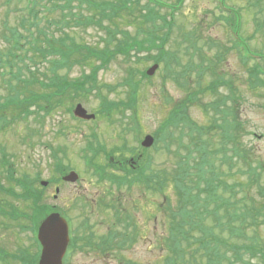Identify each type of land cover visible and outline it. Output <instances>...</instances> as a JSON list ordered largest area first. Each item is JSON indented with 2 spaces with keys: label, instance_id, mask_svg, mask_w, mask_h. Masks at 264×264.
I'll return each instance as SVG.
<instances>
[{
  "label": "trees",
  "instance_id": "1",
  "mask_svg": "<svg viewBox=\"0 0 264 264\" xmlns=\"http://www.w3.org/2000/svg\"><path fill=\"white\" fill-rule=\"evenodd\" d=\"M185 1L178 0V4L181 6ZM76 2L81 5L86 3L98 10L99 18L91 19L100 22L112 20L114 17L121 18L119 15L122 11L142 9L139 0H67V5L61 9L69 15L63 16L64 21L57 22L58 32L61 34L57 37L50 31L49 25L47 28L40 27L41 23L35 17L40 11L35 12L29 28V21L26 20L22 21L20 26L7 27L6 24V34H2V37L9 44V48L0 51V77L3 83H7L10 94L5 104H2L4 102L0 98V111L3 113L7 106H14L17 114L22 111L29 112L28 107H35L36 112L47 113L48 109H52L55 99L70 96L76 98L87 93L92 95V90L87 88L90 86L94 93L98 94L101 113L109 119H112V113L116 111L123 119L127 117V111L134 112L124 132L135 133V139H138L141 127L139 120L136 121L135 112L138 94V84L134 82L136 72L128 67L125 84L130 90L129 97L127 102L120 103L101 96L97 75L119 56L126 58L123 61L126 64L130 57L140 53L157 52L155 55L149 54V59L163 64L165 77L178 82L180 88L186 92V98L183 102L174 104L156 134V147L157 144L163 143L165 151L174 155L175 168L170 170L163 166L156 169L152 158L144 156L139 159L137 168L132 169L131 159L122 156L121 175L110 173L106 168L95 165L97 175L117 185L119 191L124 188L130 192L134 188L139 189L141 195L138 205L149 218L154 217L152 208H158L163 225H168V233L160 246L164 253L161 261L163 264H264V244L259 238L252 236V229L255 231L264 226V187L259 180L264 169L254 167L250 149L242 141L245 123L241 113H238L237 106L243 97L239 94L234 80L228 79L220 69L229 51L237 52L243 65L252 64L258 59L263 65L253 64L251 71L249 70L247 86L251 92L264 86V52L251 50L248 44L251 39L242 37L241 9L229 7L226 0H222V15L219 20L223 21L235 37L229 50L221 52L223 47L220 43L205 38L202 34L200 38L207 43L208 50H204L199 45V40L194 39L191 42L193 58L184 65L186 55H180L179 51L172 48L168 49L172 37L165 28L170 30L177 24L175 11L168 4L152 0L153 5L149 3L143 6L140 18L146 28L139 29L135 34L118 29L116 33L113 28H107L108 38L102 40L101 49H96L76 43L69 33L65 32L68 27H64L65 22H69V25L70 21H74L77 26V22L81 21L73 13V5ZM250 6L261 8L259 12L264 14V0H248V7ZM37 8L36 4L35 11H38ZM163 9L166 14L158 18L156 10ZM129 21L131 23L132 20L129 18ZM157 21L162 23L163 31L156 26ZM255 24V35L261 34L264 37V19L258 21L256 18ZM107 29L104 28L105 31ZM183 38L189 37L185 35ZM215 48L218 51L211 59L209 53ZM186 50L189 51L188 48ZM84 57H88V61L99 62L101 66L96 67L91 75L69 82L68 77L61 71L72 70L75 65L83 62ZM196 57L198 62L194 60ZM39 62L49 64V73L40 79L34 76V73L39 71ZM7 74L10 77L6 80L4 76ZM143 78L147 76L143 74ZM206 78L209 82L205 81ZM224 89L228 90V94L222 92ZM207 97L213 100L206 102ZM10 99L11 102L8 101ZM195 106L201 107L205 113L211 115L210 126H200L191 119L189 111ZM68 111L71 113V109ZM213 132L216 133L214 137L220 139L218 148L213 147ZM88 147L93 156L96 155L93 145ZM172 147H175V151H172ZM99 149L102 150L101 147ZM116 150L108 155L109 167L114 166L112 162L115 154L128 151L126 147L123 151L120 149V152ZM129 151L135 152L133 149ZM93 159H87L89 167H93ZM2 162L7 164L8 171H2L0 174L7 181L14 180L21 192L18 194L14 189L2 187V184L0 192L31 204L27 217H30L33 226L31 230L36 235L40 223L52 212V208L45 204L47 197L43 192L47 189L34 186V182L27 177L16 179L17 172L4 154ZM3 166L6 169L4 164ZM57 169L60 174L65 172L60 166ZM233 173L235 175H232ZM232 176L234 179L238 177V180L229 184L226 178L232 179ZM252 186L262 202L259 207L254 205L256 199L252 196ZM157 199H160L159 204L156 203ZM112 209L115 217L108 235L102 241L96 240L94 245L90 242L93 251L103 254L117 250L122 252L133 248L139 242L140 233L136 231L139 225L126 215L124 207L114 206ZM5 210L6 207H0V213L4 215L12 212L11 208L7 210L9 212ZM8 217L19 218L20 215L15 210ZM255 234L256 232L253 235ZM34 241L39 252L31 261L24 254L15 257L9 255L7 259L21 264H38L40 245L36 238ZM0 252L4 254L2 250Z\"/></svg>",
  "mask_w": 264,
  "mask_h": 264
},
{
  "label": "rangeland",
  "instance_id": "2",
  "mask_svg": "<svg viewBox=\"0 0 264 264\" xmlns=\"http://www.w3.org/2000/svg\"><path fill=\"white\" fill-rule=\"evenodd\" d=\"M159 1L168 4L175 11L177 24L170 30L165 28L166 32L172 37L168 49L172 48L179 51L180 55L184 53L186 55V59L183 61L184 65H187L193 58L194 51L191 42L194 39H198L199 45L204 50H208L207 43L200 38L202 34L203 37L220 43L223 47L222 51L221 48L219 49L221 52H225L233 46L230 31L227 30L223 21L219 20V16L222 15L219 9V0H186L181 6L178 4V0ZM146 2L147 0H139L142 9ZM226 3L229 7L241 9L242 37L247 40L251 39L248 43L251 50L264 52V37L261 34L255 35V19L258 18V21L264 19V14L259 12L261 8L248 7V0H226ZM36 4L38 11H35ZM66 4L67 0H0V51L9 48V44L2 37V34H6L5 25L7 24V27L20 26L21 22L26 20L29 21L27 23V28H29L35 12H41L38 16H35L39 20L38 22L41 23V28H47L49 25L50 31L55 34V37L60 36L57 22L64 21L63 16L69 15V13H64L60 9L61 6L63 7ZM73 7H75L73 13L81 21L77 22V26L74 21H70L69 25V22H65L64 27L68 26L65 32L69 33V36L76 43L88 45L90 48L101 49L103 46L102 40L108 38L107 28H113L116 33L118 29L131 34H135L139 29L146 28V24L140 18L142 9L133 10L132 12L122 11L119 15L121 18L114 17L112 20L100 22V20L94 21L91 19L99 18L100 13L88 4L81 5L76 2ZM165 11V9L163 11L156 10L155 14L159 18L166 14ZM129 18L132 20L131 23ZM156 26L159 30H162L160 21L156 22ZM104 28L107 30L105 31ZM185 35L189 38H183ZM217 51L218 49L215 48L209 53L211 59L215 57ZM156 53H140L138 56L130 57L126 64L123 62L126 58L119 56L107 68L100 70L97 75L101 96L103 95L110 101L120 103L127 102L129 97L130 90L125 84L128 67L136 72L134 82L138 84V94L135 112L136 121L139 120V125L142 128L138 139H135V133L124 132L125 126L130 123L129 119L134 112L127 111V117L123 119L116 111L112 113V119H109L101 113L98 94L94 93L93 88L90 86L87 88L92 90V95L87 93L76 98L70 96L64 99H55L52 102V109H48L47 113L36 112L35 107H28L29 112L22 111L17 114L14 106H7L3 113L0 111V172L8 171L7 164L2 162L4 154L17 172L16 179L27 177L34 182L33 184L36 187H42V182L50 183L49 187L46 188V192H43L47 197L45 204L52 209L58 207L57 211L61 212L62 210L66 213L72 220L71 223L68 217H65L70 230L73 228L77 232V237L79 235L84 236L89 232L94 233L97 239L105 238L108 235L115 217L112 209V199L116 197L123 200L126 215L129 216L132 222L139 225L136 230L140 233L139 242L133 248L123 252L112 251L108 254H102L101 252L91 251L92 248L86 247L84 240L77 239L75 247L69 252L66 264H121V262L163 264L161 261L164 253L160 246L164 236L168 233V225H163L158 208H152L154 217L157 218H149L138 205V199L141 195L139 189L134 188L130 192L124 188L119 191L110 182H104L94 169L96 165L106 168L110 173L118 174L119 172H115L113 169L120 167L118 164L121 162L122 156L126 158L140 156V159L144 156L152 158L156 169L163 166L170 170L175 168V157L165 151L163 143L157 144L156 148L153 147L148 152H145V149L143 150L141 146L145 136L156 137L174 104L183 102L186 98V92L180 88L178 82L172 81L170 77H165L163 64L160 65L154 76L143 78V74L147 75V71L155 66V62L149 59V54L155 55ZM88 59V57H84L83 62L75 65L72 70H63L61 73L68 77L69 82L91 75L92 71L101 64L93 60L88 61ZM194 60L199 61L197 57ZM253 64L254 62L243 65L237 52L229 51L220 69L228 79L234 80L239 88V94L243 97L239 102V106H237L238 113H241L242 121L245 123V133L242 141L250 149L254 167L263 170L264 86H260L252 92L249 91L247 81L249 70L251 71ZM261 64L263 65V63ZM37 66L39 71L37 70L34 76H38L39 79L49 73V64L39 62ZM9 77L8 74L4 76L6 80ZM205 81L209 82L207 78ZM31 90L37 89L31 88ZM222 92L228 94L227 89ZM9 94L10 90L7 83H3L0 77V98L4 102L2 104L7 103ZM212 100L211 97L205 99L206 102ZM8 101L11 102V99ZM79 104L88 113L97 115L94 122H83L75 119L73 114L71 116L68 109L73 111ZM189 115L198 125L210 126L211 115L205 113L201 107H193L189 111ZM124 122L125 124H123ZM215 135L216 133L213 132L211 139L213 147L218 148L220 139L219 137L215 138ZM91 144L96 151L94 156L88 147ZM99 147L104 148L106 152H111V154L115 149H117L116 152H120V149L123 151L124 147L128 151L115 154L116 159H113L112 162L115 166L109 167L108 155H104V149L100 150ZM130 149L135 152L131 153ZM172 151H175V147H172ZM91 157L94 158L93 167H88L86 166L87 159L89 160ZM2 163L6 166V169ZM58 166L64 169L63 176L75 172L79 175L80 180L75 184L64 183L61 181L62 176L57 169ZM229 177L226 178L229 184H233L238 180V177L237 179H234L233 176L232 179H229ZM259 180L264 187V172H261ZM0 184H2V187L14 189L18 194L21 192L14 180L7 181L4 176L2 177V174H0ZM254 187L252 186V196L256 199L254 205L259 207L262 202L257 196L256 187ZM57 188H60V192L57 193L58 198L55 199ZM159 200L157 199V204H159ZM2 206L6 207L7 210L11 208L12 212L17 210L20 217H12L11 220L8 215L12 212L5 210L9 214L0 213V250L6 253V256L27 255L29 261H31V258L39 252L31 230L33 226L30 217H27L31 211V204L0 192V207ZM148 210L151 211V209ZM85 221L89 222L91 229H86ZM254 232H256L255 235H253ZM252 236L259 238L264 244V226L255 231L252 229ZM1 254L0 252V264H21V262L10 259L4 260L2 259L4 256Z\"/></svg>",
  "mask_w": 264,
  "mask_h": 264
},
{
  "label": "water",
  "instance_id": "3",
  "mask_svg": "<svg viewBox=\"0 0 264 264\" xmlns=\"http://www.w3.org/2000/svg\"><path fill=\"white\" fill-rule=\"evenodd\" d=\"M157 69L158 66H154L149 70L148 75H154ZM75 116L87 121L95 119V116L89 115L81 105L75 110ZM154 141L153 137L148 136L142 145L144 148H151ZM78 180L79 176L76 173L64 178V181L69 183H76ZM43 186L47 187L48 183H43ZM38 238L43 248L39 264H63L70 243L67 222L59 214H52L42 223Z\"/></svg>",
  "mask_w": 264,
  "mask_h": 264
},
{
  "label": "flooded vegetation",
  "instance_id": "4",
  "mask_svg": "<svg viewBox=\"0 0 264 264\" xmlns=\"http://www.w3.org/2000/svg\"><path fill=\"white\" fill-rule=\"evenodd\" d=\"M90 236V234L89 233H86L84 236H80V237H82V238H87V237H89Z\"/></svg>",
  "mask_w": 264,
  "mask_h": 264
}]
</instances>
